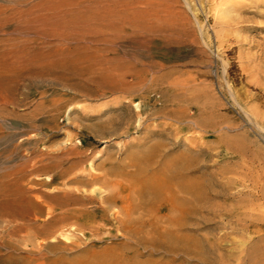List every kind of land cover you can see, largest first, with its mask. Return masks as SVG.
Returning a JSON list of instances; mask_svg holds the SVG:
<instances>
[{
    "label": "rangeland",
    "instance_id": "rangeland-1",
    "mask_svg": "<svg viewBox=\"0 0 264 264\" xmlns=\"http://www.w3.org/2000/svg\"><path fill=\"white\" fill-rule=\"evenodd\" d=\"M12 1L0 0V6ZM125 1L137 7L138 20L121 32L111 50L98 54L117 67L146 68L143 75L160 77L142 90L97 87L93 75L99 70L87 68L93 64L90 59L77 60V46L83 42L38 39L15 33L10 26L0 29V51L8 52L0 57V96L5 98L0 102V193L21 194L33 204L42 224L49 221L52 210L43 191L79 187L98 198L105 194L103 180L108 178L118 181L126 194L131 183L152 181L156 171L158 176L170 175L167 163L191 164L178 173L198 188L199 211L190 215L191 224L187 221L182 232L197 237L208 262L199 256L178 259L185 258L184 264H255L258 256H264V238L232 234L224 214L249 209L250 192L264 193V0ZM24 39L27 57L18 51ZM64 47L72 52H62ZM55 48L60 50L50 55ZM173 80L177 85L169 90ZM172 96L178 100L172 101ZM183 111L196 117L198 124L182 118ZM205 115L211 116L209 121ZM65 151L71 152L61 165L73 163V168L60 180L49 168V159ZM92 176L102 179L93 181ZM73 178L80 183L71 182ZM237 191L247 200H239ZM120 204L113 208L119 216ZM30 218L33 223L35 218ZM3 224L0 264H69L57 259L61 248L51 251L53 240L43 235L46 224L32 225L34 231L23 224L15 235L4 232ZM117 225L109 221L97 233L76 232L75 240L86 253L73 248L68 254L86 264L93 259L90 253L116 249L125 242L109 235ZM35 233L38 248L23 239L31 235L32 239ZM218 240L209 247V241ZM243 240L248 244L246 256L240 251ZM105 257L96 259L109 262Z\"/></svg>",
    "mask_w": 264,
    "mask_h": 264
},
{
    "label": "bare ground",
    "instance_id": "bare-ground-1",
    "mask_svg": "<svg viewBox=\"0 0 264 264\" xmlns=\"http://www.w3.org/2000/svg\"><path fill=\"white\" fill-rule=\"evenodd\" d=\"M138 13L137 7L131 1L129 3L125 0H14L10 5L0 6V29L10 26L12 27L11 30L15 33L25 36L34 34L38 36V39L40 37L47 38L52 36L56 40L60 39V41L67 43L70 41L83 42V44L78 43L80 45L77 46V50L83 51H78L77 60L90 59L93 64L87 68L99 70L95 72L97 74L96 77L93 75L97 87L107 89L108 91L129 90L131 92L143 88L144 85L150 84L151 86L159 82L160 77L143 75L142 71H145L146 68H128L127 65H123L122 68L117 67L113 65L112 59L105 58L98 53L104 50H111V47L123 35L121 32L124 33L129 28L128 26L136 23ZM27 41V39H24L21 47L18 49L21 52L20 54L23 55L19 54L21 57H27L25 55L29 54ZM98 43L106 44V46L102 48L98 47L96 46ZM58 50L60 49L55 48L49 54L55 56ZM61 51L67 55L72 52L67 47L61 48ZM61 51H59L60 54ZM6 52L4 50L0 51L1 59L6 57ZM67 55L64 54V56ZM26 59L24 58V60ZM89 65L88 63L87 66ZM6 66L4 65L5 68H7ZM175 85H177L176 80L170 81L167 88L174 90ZM173 96L172 101L178 100ZM3 98L4 96H0V102L5 101V98ZM135 108L140 113V105L136 104ZM201 112L204 111L201 110ZM181 117L185 118L188 123L198 124L196 117L184 111ZM203 117L206 118V121H209L211 118L209 115ZM70 152L65 151L49 159V168L53 171L55 170L60 180L61 178H65L73 168V163L68 167L61 165L64 159L68 160L66 155ZM152 160L153 158H149L147 161L152 163ZM154 162L156 163V161ZM177 164H166V172L172 175L164 173L165 176H158L157 171H152L154 172V179L152 181L131 183L127 188L126 194H123L124 190L118 181H112L108 178L103 180L106 183V192L98 198L88 193L85 194L79 187L75 190L65 188L56 192L43 191L41 193L42 197L47 202V207L49 206L52 210L48 212L49 221L44 220L45 222L42 224L35 218V216L37 217V212L32 209L33 204L19 196L21 194H18V196L13 195L14 192L12 193L11 190V194L8 191V193H0L2 196V200L0 201V222L4 223L1 225V228L5 227L4 232L15 235L21 231L23 224L31 230H33L32 225H36L35 228H37L38 225L46 224L43 229V235L53 240L49 245L51 251L61 248L57 259L69 262V264H85L82 259L70 257V254H68L73 248H78L81 252L86 253L85 249L79 247V239L75 240V235H77L75 233L79 232L82 235H87L86 231L97 233L101 229L103 230L102 225L104 223L108 224L109 221H115L118 225L114 230H110L109 235L115 240L124 238L125 242L118 243L119 246L113 249L116 250L115 252L111 250L109 252L90 253L91 255L88 256L93 259L86 264H184L182 261L185 258H191V256L195 259H197L195 256H199L202 260L205 257L204 260L206 261L207 252L204 251V246H202L204 247L203 249L199 245L200 243L196 240L197 237L194 238L182 232L186 228L188 218H191L190 215L199 211L196 203L199 191L194 184H191L192 181L185 180L183 175L179 176L181 173H178L182 169L184 171L189 169L191 164ZM91 178H93V181L102 179L101 176H92ZM177 178L181 179L177 180ZM70 181L77 184L80 183L79 179L73 178ZM49 183H52L51 180ZM63 183L66 185L64 181ZM193 183L196 182L193 180ZM176 191L177 193L182 192V195H178ZM236 193L239 200H247L244 198L247 195L244 196L239 191ZM262 194L264 193H258L255 190L252 193L250 192L248 196L250 198L247 202L251 207L247 210L241 211L236 209L230 213L225 212L224 216L228 222L230 221L229 228L232 234L243 232L245 237H247L245 239H249L253 235L264 238V209H261L264 206V195ZM118 202L121 203L119 205L121 216L118 215L119 210L113 211V208L118 206ZM30 217L32 219L33 217L35 218L33 223L30 222ZM188 222L191 224L190 221ZM30 237H27L28 239L23 237V239L36 246V248L41 247L36 233L32 239ZM259 240L262 241L261 238ZM246 241L243 240L240 244V251L244 253V256H246L245 251L248 245ZM217 242L219 240L209 241L208 245L212 248L217 245ZM144 253L148 256L146 258L142 257V259L141 256ZM159 254V258L152 257V255L156 256ZM100 255L107 256L105 260L109 262L97 260L96 256ZM180 257L185 258H182L181 261L178 259ZM218 257L223 260L222 254L219 253ZM255 264H264V256H258Z\"/></svg>",
    "mask_w": 264,
    "mask_h": 264
}]
</instances>
